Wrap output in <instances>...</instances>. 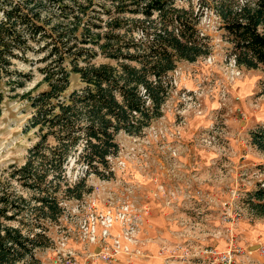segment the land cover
Here are the masks:
<instances>
[{
  "label": "trees",
  "instance_id": "obj_1",
  "mask_svg": "<svg viewBox=\"0 0 264 264\" xmlns=\"http://www.w3.org/2000/svg\"><path fill=\"white\" fill-rule=\"evenodd\" d=\"M199 1L198 11L219 18L228 59L260 70L264 86V0ZM201 15L192 0H0V115L5 98L31 81L16 64L33 55L42 65L41 81L20 96L32 109L25 131L37 140L22 165L0 174V264H38L61 203L92 192L88 175L114 177L116 137L139 136L160 119L178 64L211 55ZM72 76L80 88L69 91ZM249 140L264 157V124ZM70 159L84 168L74 181ZM246 196L250 212L264 217V181Z\"/></svg>",
  "mask_w": 264,
  "mask_h": 264
},
{
  "label": "rangeland",
  "instance_id": "obj_2",
  "mask_svg": "<svg viewBox=\"0 0 264 264\" xmlns=\"http://www.w3.org/2000/svg\"><path fill=\"white\" fill-rule=\"evenodd\" d=\"M199 4L192 0L202 12L198 27L209 37L211 55L178 64L160 119L139 136L116 137L111 180L88 175L92 192L61 203L64 213L48 232L53 245L36 253L38 264H147L154 256L159 264H264V217L244 203L264 181V157L249 140V132L264 124L262 73L228 59L219 18L209 9L198 11ZM36 59L29 55L16 64L31 81L1 106L0 174L22 165L37 140L33 130L25 131L32 109L20 97L42 79ZM70 83L69 91L80 88L76 76ZM83 171L70 159V180ZM123 210L125 218L114 222L109 237L100 240L98 226L91 243L84 218ZM149 245L156 246L153 252Z\"/></svg>",
  "mask_w": 264,
  "mask_h": 264
},
{
  "label": "built area",
  "instance_id": "obj_3",
  "mask_svg": "<svg viewBox=\"0 0 264 264\" xmlns=\"http://www.w3.org/2000/svg\"><path fill=\"white\" fill-rule=\"evenodd\" d=\"M126 210V208L124 209ZM120 212V215H110V213L104 214V215H87L84 218V227L86 230L87 237L91 241V243H96V230L97 227H101V235L100 240H105L109 237V231L113 227V224L116 220L121 219L123 220L125 218V211ZM120 220V221H121ZM118 245V242L115 243ZM118 247V246H117ZM117 249V248H116ZM223 261L229 262V257L224 255L222 258Z\"/></svg>",
  "mask_w": 264,
  "mask_h": 264
},
{
  "label": "crops",
  "instance_id": "obj_4",
  "mask_svg": "<svg viewBox=\"0 0 264 264\" xmlns=\"http://www.w3.org/2000/svg\"><path fill=\"white\" fill-rule=\"evenodd\" d=\"M148 248L151 249L152 252H153V251L155 250L156 246H154V245H149ZM143 262H144V261H143ZM145 263H147V264H159L158 261H156L155 256L152 257L150 260L145 261Z\"/></svg>",
  "mask_w": 264,
  "mask_h": 264
}]
</instances>
